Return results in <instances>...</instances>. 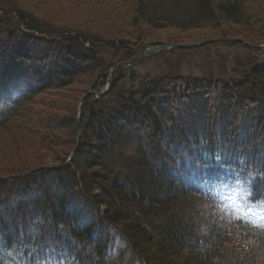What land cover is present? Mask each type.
<instances>
[{"label": "trees", "instance_id": "1", "mask_svg": "<svg viewBox=\"0 0 264 264\" xmlns=\"http://www.w3.org/2000/svg\"><path fill=\"white\" fill-rule=\"evenodd\" d=\"M146 1L136 0L133 24L163 19L147 14ZM181 2L186 20L173 24L243 39L197 50L245 53L229 64L218 55L215 70L197 75L116 68L97 96L111 69L148 41L61 26L0 0V126L78 70L93 80L79 131L84 96L73 109L80 142L71 162L63 165L69 152L58 166L0 178V264H264V227L241 218L218 227L197 207L218 208L208 184L223 179L239 180L250 203L264 207V50L249 46L264 44V6ZM198 223L209 236L194 245Z\"/></svg>", "mask_w": 264, "mask_h": 264}, {"label": "rangeland", "instance_id": "2", "mask_svg": "<svg viewBox=\"0 0 264 264\" xmlns=\"http://www.w3.org/2000/svg\"><path fill=\"white\" fill-rule=\"evenodd\" d=\"M6 1L17 8L30 11L42 20L57 22L61 26L70 24L94 34L108 35L123 41H131L132 37L140 36V41L156 44L176 41L179 43L177 45L186 46L184 49L178 48L180 50L175 52L169 49L141 61L134 66L137 73L154 75L168 73L173 69L171 71L176 73L197 75L201 74V71L208 72L210 68L215 70L219 64L211 61L217 60L218 55L223 56L221 58L223 64H229L232 57L245 53L240 47L227 48L223 45L197 50L202 47V45L196 46L199 43L243 42V39L223 38L219 34L212 37L213 35L205 29L199 31L173 24V22L184 23L186 20L187 13L186 9H182L184 5L182 0H147V14L155 10V14L163 19L143 22L140 25L133 24L136 16V0ZM246 1L250 7L264 6V0ZM77 73L78 76L71 83L48 89L23 104H28L31 109L24 116L11 115L7 122L0 126V178L17 177L19 176L15 175L17 173L25 171L27 173L57 165L69 152L77 151L78 143L74 142L71 123L73 109L76 101L86 96L85 90L93 81L83 71L79 74L78 70ZM208 186L214 192L218 208H209L205 203L198 204L197 207L206 213L205 216L216 217L217 221L225 222L240 217L257 225L264 223V208L250 203L246 186L239 180L223 179L209 183ZM208 236L207 228L198 223V240L192 244L199 245L200 238ZM228 240L231 245L234 236L229 235Z\"/></svg>", "mask_w": 264, "mask_h": 264}, {"label": "water", "instance_id": "3", "mask_svg": "<svg viewBox=\"0 0 264 264\" xmlns=\"http://www.w3.org/2000/svg\"><path fill=\"white\" fill-rule=\"evenodd\" d=\"M204 43H209V42H204ZM204 43H199L196 46H199V45L204 44ZM249 46L254 48V49H258V50L264 49V45H251V44H249ZM171 48L184 49V48H186V46L185 45H177V44H173V43H160V44L150 43V42L145 43L144 46L142 47V49L138 52V54L134 57L133 60H131L130 62H126V63H120V64L116 65V67H114L110 71V77L108 79V84L105 87L104 91H101V92L95 93V94H97L98 96H101L104 92H106L109 89V87L111 85L112 72L116 68H124V67L135 66L138 63H140L142 60H144L145 58L149 57L150 55L157 54V53L163 52V51L171 49ZM88 94H90V92ZM86 96H84L83 99H81V101L79 103V113H78V116H77V128H78V131H79L80 116H81V112H82V109H83V102H84ZM79 142H80V134H78V138H77V143L79 144ZM73 154H74V152L70 153L66 163L63 164V165H67V164H69L71 162ZM29 173L30 172H27V173L21 174V175H19L17 177H22V176H25V175H27Z\"/></svg>", "mask_w": 264, "mask_h": 264}, {"label": "snow or ice", "instance_id": "4", "mask_svg": "<svg viewBox=\"0 0 264 264\" xmlns=\"http://www.w3.org/2000/svg\"><path fill=\"white\" fill-rule=\"evenodd\" d=\"M216 159H217V161H219L220 157L217 156ZM254 178L255 177H252L251 179H254ZM249 195H250V193H249ZM224 223H225V221H223V220L219 221L218 227H223L224 226ZM260 226L261 227H264V223H261ZM42 264H50V261H44V262H42Z\"/></svg>", "mask_w": 264, "mask_h": 264}]
</instances>
